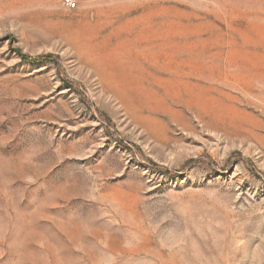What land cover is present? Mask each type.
Wrapping results in <instances>:
<instances>
[{"label":"rangeland","instance_id":"374dc122","mask_svg":"<svg viewBox=\"0 0 264 264\" xmlns=\"http://www.w3.org/2000/svg\"><path fill=\"white\" fill-rule=\"evenodd\" d=\"M0 0V264H264V0Z\"/></svg>","mask_w":264,"mask_h":264},{"label":"built area","instance_id":"2783aa9c","mask_svg":"<svg viewBox=\"0 0 264 264\" xmlns=\"http://www.w3.org/2000/svg\"><path fill=\"white\" fill-rule=\"evenodd\" d=\"M63 2L69 8H76L78 7V4H79L78 0H63Z\"/></svg>","mask_w":264,"mask_h":264}]
</instances>
